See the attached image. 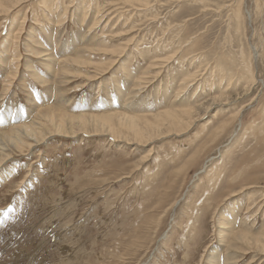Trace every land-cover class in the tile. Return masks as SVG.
Segmentation results:
<instances>
[{"label":"rangeland","instance_id":"obj_1","mask_svg":"<svg viewBox=\"0 0 264 264\" xmlns=\"http://www.w3.org/2000/svg\"><path fill=\"white\" fill-rule=\"evenodd\" d=\"M114 2L0 12V136L30 129L0 141V264H264V0ZM58 110L112 127L55 135Z\"/></svg>","mask_w":264,"mask_h":264},{"label":"bare ground","instance_id":"obj_2","mask_svg":"<svg viewBox=\"0 0 264 264\" xmlns=\"http://www.w3.org/2000/svg\"><path fill=\"white\" fill-rule=\"evenodd\" d=\"M21 2V0H0V12H3V13H9V12H11V10L13 9V8H16V6H18L19 5V3ZM135 3L136 4H147L148 3V0H116V2H114V5H118V4H122V6L123 5H128V6H130L131 8H136V7H134L133 5H135ZM145 4V5H146ZM113 5V6H114ZM70 6V5H69ZM98 7V6H97ZM117 7V6H116ZM119 7V6H118ZM127 7V6H126ZM107 8V7H106ZM106 8H102V9H106ZM110 8V7H109ZM97 9V8H96ZM98 9H100V8H98ZM119 9V8H118ZM121 9V8H120ZM68 10V9H67ZM103 10V11H104ZM107 10V9H106ZM117 10V9H116ZM115 10V11H116ZM121 10H123V9H121ZM131 10H133V9H131ZM65 11H66V9H65ZM100 11V10H99ZM102 11V10H101ZM100 11V12H101ZM118 11V10H117ZM116 11V12H117ZM120 11V10H119ZM124 11V10H123ZM67 13V12H66ZM106 14H108V13H106ZM105 14V15H106ZM65 15V14H64ZM112 15V14H111ZM114 15V14H113ZM96 16V15H95ZM108 16V15H107ZM117 16V15H116ZM26 17V16H25ZM104 17V15L103 14H101V16H100V18L99 19H96V20H94V22L92 23V28L94 29V28H96L95 26L97 25V23L98 22H101V19ZM119 17V16H118ZM159 17V16H158ZM115 18V17H114ZM120 18V17H119ZM111 19V18H110ZM127 20H128V18H126ZM103 20V19H102ZM112 20V19H111ZM105 22H107V21H105ZM110 22V21H109ZM112 22V21H111ZM108 23V22H107ZM103 26H105V25H103ZM128 26V25H127ZM133 26V25H132ZM109 27V26H108ZM92 28H91V30H92ZM127 28V27H126ZM103 29V28H102ZM115 29V28H114ZM17 30L18 31H16L15 32V34H14V37L17 39L18 38V35L19 34H21L22 33V31H23V25L21 24L20 25V27L19 28H17ZM98 30V29H97ZM88 31H89V29H88ZM125 31V30H124ZM127 31V30H126ZM122 32V34H119V35H125L126 33H128V32ZM101 33H102V31H100ZM110 32H112V31H110ZM114 32V31H113ZM97 32H95V34H96ZM105 33V32H104ZM109 33V32H108ZM115 33V32H114ZM121 33V32H120ZM17 34V35H16ZM112 34V33H111ZM91 38V37H90ZM83 40V39H82ZM135 40V39H134ZM156 40V39H155ZM91 41V40H90ZM102 41H100L99 43H101ZM104 42V41H103ZM131 42V39H129V42H128V44ZM122 43V42H121ZM158 43V42H157ZM108 45V44H107ZM161 45V44H160ZM125 46H127V44H125L123 47L121 46V48L120 49H116L115 51H113V50H104L105 52L104 53H106L107 51L109 52L110 51V53H112V54H116V56H114V57H119L120 55H121V53L123 52V50L125 49ZM84 47V46H83ZM169 47V46H168ZM158 48V47H157ZM85 49H87V46H86V48ZM49 51V49L48 50H46V54H43L42 56H46V59H44V60H50L52 57V55H51V53H49L48 52ZM152 51V50H151ZM41 53H43L42 51H41ZM134 53V52H133ZM109 55V54H108ZM41 56V57H42ZM70 57V56H69ZM78 57H79V55H77L76 57H74V58H69V59H67V56H66V58H65V60L67 59L68 61H70L71 63L74 61V62H78V61H80L79 59H78ZM113 57V56H112ZM129 57V56H128ZM45 58V57H44ZM64 59V58H63ZM158 59H159V57H158ZM65 60L63 61V63L65 64ZM109 60V59H108ZM62 61V60H61ZM155 61H157V60H155ZM117 62V58L116 59H114V58H112V59H110V62H107L106 64H108L109 66H113L115 63ZM134 62V61H133ZM154 62V61H153ZM62 63V64H63ZM66 63H68V62H66ZM164 63V62H163ZM50 64L51 63H49V62H47L46 63V68H47V70L49 71L50 70V68H51V66H50ZM156 65L157 64H159V63H155ZM161 64V63H160ZM71 65V64H70ZM153 66V63H151V65L149 66V67H152ZM160 66V65H159ZM156 67V66H155ZM98 73L96 72L93 76H96ZM188 75V74H187ZM190 75V74H189ZM188 75V76H189ZM192 75V74H191ZM195 76V75H194ZM90 77V76H89ZM190 77H192V76H190ZM189 77V78H190ZM92 79V78H91ZM141 81H143V79L141 78L140 79ZM139 80V81H140ZM194 80V79H193ZM187 81H188V79H187ZM190 81V80H189ZM251 81L249 82V85L251 86ZM189 85V84H188ZM250 86H246L245 88H244V91L243 92H247L248 90H249V88H250ZM182 88V87H181ZM57 89V88H56ZM52 91V90H51ZM184 91V90H183ZM56 92V91H55ZM56 94V93H55ZM63 96V95H62ZM178 96V95H177ZM198 106H200V105H198ZM198 106H196V107H198ZM171 108H174V107H171ZM58 114V116H56L55 115V128H53V129H55V135L57 134V135H61V134H68L69 133V135L70 134H74L75 132H76V130L78 131V130H85V129H87L89 126H94V127H101V128H105V126L106 127H112V124H111V121H112V117L111 116H107V114H105V115H100V116H98V115H96V116H92V115H86V114H81V115H78V116H71L70 114H66V113H63V112H60L59 110H58V112H57ZM192 113H193V110H191V109H185V110H183V109H168V110H165L164 112H161V113H157L156 115H154L155 116V118H157V119H159V121H161L160 119H161V117L163 118V121L165 120V122L167 121L169 124H170V126L171 125H179L180 123H183L184 122V119L186 120V118H189V119H191V117H192ZM108 115H111V114H108ZM116 115V114H115ZM12 117V116H11ZM138 118V117H137ZM44 120V119H43ZM122 120H119L118 119V124L120 125V126H124V124L127 122V124H129V128L131 129V131L133 132V134H135V136H137V137H139V136H142L143 135V131H144V129L145 128H141L139 125L140 124H138V122H137V119H135V117H130V118H126V120L124 121V122H121ZM4 122H5V120L4 119H1L0 120V125H3L4 124ZM114 122V121H113ZM187 122H189V121H187ZM191 123V122H190ZM116 125V124H115ZM164 125H166L165 123H164ZM117 126V125H116ZM160 126H162V125H160ZM29 128V127H28ZM27 128V126H15V127H13V129L12 130H10V131H13V132H3V134L0 136V141L1 142H5V143H7V142H12L16 147H20L21 145H20V143H19V137L20 136H18L17 135V132L18 131H21V129H24V130H28L29 131V133H30V129H28ZM36 128V127H35ZM119 128V127H118ZM98 129V128H97ZM96 130V129H95ZM100 130V129H99ZM111 130V129H110ZM37 131V130H36ZM54 131V130H53ZM162 131V130H161ZM32 132V131H31ZM96 132V131H95ZM104 132V131H103ZM97 133V132H96ZM162 133V132H161ZM34 134H38V133H34ZM39 137H40V132H39ZM89 135V134H88ZM98 135V134H97ZM100 135V134H99ZM22 136V135H21ZM113 136V135H112ZM24 137V136H23ZM70 137V136H69ZM34 138V137H33ZM121 138V137H120ZM23 139V138H22ZM21 139V140H22ZM35 139V138H34ZM115 139V138H114ZM136 139V138H135ZM24 141V140H23ZM2 144V143H1ZM0 144V146H2L1 148H0V166L3 164V162L8 158V155H4L3 154V152L6 150V147H7V145L5 146L4 144H2L1 145ZM29 146H31V145H29ZM22 148H23V146H22ZM21 148V149H22ZM3 173H5L3 170H2V172H1V174H0V178H4V177H6L5 179H7L8 178V176H9V173H5V174H3ZM227 223H230V222H227ZM220 224H221V226H220V229H219V235H220V238L222 237H224L223 235L225 234V232H227V233H230V234H232L233 232H232V229H233V227L230 225V224H228V225H226V223H223L222 221L220 222ZM232 224V223H231ZM242 233V232H241ZM227 235V234H226ZM245 235H247V234H240V233H235L234 234V239H235V241H236V243L237 242H239V241H241V240H244V238H246L247 236H245ZM232 236V235H231ZM249 238V237H248ZM254 242H256V243H260V241L257 239V240H255ZM242 245V244H241ZM250 245V244H249ZM261 245V244H260ZM259 245V246H260ZM236 247V246H235ZM258 247V246H257ZM260 251H264V246H263V244L260 246ZM258 253V252H257ZM263 253V252H262ZM263 255V254H262Z\"/></svg>","mask_w":264,"mask_h":264}]
</instances>
